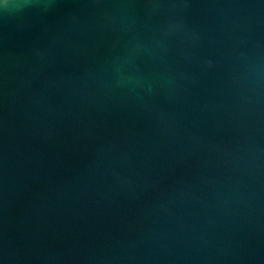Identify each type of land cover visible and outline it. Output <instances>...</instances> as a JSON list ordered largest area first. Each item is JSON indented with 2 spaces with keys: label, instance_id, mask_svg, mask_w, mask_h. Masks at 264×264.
<instances>
[{
  "label": "water",
  "instance_id": "water-1",
  "mask_svg": "<svg viewBox=\"0 0 264 264\" xmlns=\"http://www.w3.org/2000/svg\"><path fill=\"white\" fill-rule=\"evenodd\" d=\"M0 264H264V0H0Z\"/></svg>",
  "mask_w": 264,
  "mask_h": 264
}]
</instances>
